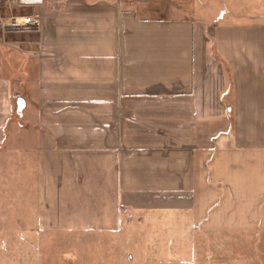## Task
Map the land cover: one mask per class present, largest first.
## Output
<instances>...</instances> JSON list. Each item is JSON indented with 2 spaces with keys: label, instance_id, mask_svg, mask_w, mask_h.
Instances as JSON below:
<instances>
[{
  "label": "crops",
  "instance_id": "crops-1",
  "mask_svg": "<svg viewBox=\"0 0 264 264\" xmlns=\"http://www.w3.org/2000/svg\"><path fill=\"white\" fill-rule=\"evenodd\" d=\"M22 1L0 5V191L36 155L39 203L16 246L141 215L171 263L197 234L264 232V0Z\"/></svg>",
  "mask_w": 264,
  "mask_h": 264
},
{
  "label": "rangeland",
  "instance_id": "rangeland-1",
  "mask_svg": "<svg viewBox=\"0 0 264 264\" xmlns=\"http://www.w3.org/2000/svg\"><path fill=\"white\" fill-rule=\"evenodd\" d=\"M233 21L234 16L230 15L223 19V23ZM28 113L30 111L26 115ZM23 122H27L25 115ZM28 131L30 130L27 129ZM18 143L14 139L8 145L15 147ZM35 157L36 155L13 154L14 167H10L11 172L6 173L4 180L2 176L0 214L4 217L13 216L17 228L16 238L5 237L8 234L0 235V246L5 244L7 248V259L3 257L6 260L4 264H14L15 261H20L21 264H264V232L216 237L197 234L192 238V247L186 250L182 261H154V255L146 253L144 224L141 218H137L138 215L131 223L125 220L123 230L114 236L25 234L22 243L16 246L15 241L21 238V223L25 222L26 226L31 227L38 220ZM8 221L9 219L7 223ZM2 231L3 228H0V232Z\"/></svg>",
  "mask_w": 264,
  "mask_h": 264
},
{
  "label": "water",
  "instance_id": "water-1",
  "mask_svg": "<svg viewBox=\"0 0 264 264\" xmlns=\"http://www.w3.org/2000/svg\"><path fill=\"white\" fill-rule=\"evenodd\" d=\"M23 4H34L33 3V0H26V1H22ZM25 107V102L23 100H20L19 101V104H18V111L19 112H22L23 109Z\"/></svg>",
  "mask_w": 264,
  "mask_h": 264
},
{
  "label": "built area",
  "instance_id": "built-area-1",
  "mask_svg": "<svg viewBox=\"0 0 264 264\" xmlns=\"http://www.w3.org/2000/svg\"><path fill=\"white\" fill-rule=\"evenodd\" d=\"M6 0H0V5L5 2ZM26 23H34L36 21V19L34 18H26L25 19Z\"/></svg>",
  "mask_w": 264,
  "mask_h": 264
}]
</instances>
